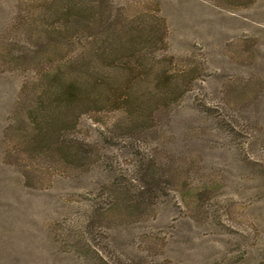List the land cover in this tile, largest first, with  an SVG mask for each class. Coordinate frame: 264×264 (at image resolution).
Wrapping results in <instances>:
<instances>
[{
  "label": "rangeland",
  "instance_id": "374dc122",
  "mask_svg": "<svg viewBox=\"0 0 264 264\" xmlns=\"http://www.w3.org/2000/svg\"><path fill=\"white\" fill-rule=\"evenodd\" d=\"M30 1L0 0V264H264V0H110L108 44L142 35L133 88L152 118L134 130L122 111L75 104L52 121L51 148L30 135ZM135 151L159 160L166 186L142 216L109 210L106 193Z\"/></svg>",
  "mask_w": 264,
  "mask_h": 264
},
{
  "label": "trees",
  "instance_id": "16d2710c",
  "mask_svg": "<svg viewBox=\"0 0 264 264\" xmlns=\"http://www.w3.org/2000/svg\"><path fill=\"white\" fill-rule=\"evenodd\" d=\"M57 1L59 0H31L29 13L20 20L21 25L30 28V42L40 50L30 59L39 66L37 75L41 74L39 79L33 81L34 86L31 85L29 94L28 114L30 122L34 124L33 127L30 124V135L32 138H42L49 148L59 143L61 129L49 134L52 121L75 104L122 111L126 115L124 125L136 130L142 124H136L137 122L145 123L152 118V112L148 111L146 115V108L143 111L140 105L144 100L133 88L141 80L140 71L146 69V63L133 58L138 50L133 48L132 41L142 35L132 34L131 39H122L127 44L115 47L108 44L112 18L108 10L110 0ZM48 5L51 6L48 8ZM98 21L100 29L96 27ZM148 41L151 42L150 38ZM77 45L80 47L75 51L73 48ZM59 49L65 57V64L59 68H51L50 64ZM98 50L104 53L103 70L95 60ZM75 59L78 62H73ZM70 63H81V66L77 65V70H74L75 65L72 64L70 69ZM46 75H51V81H44ZM152 81L156 87L162 88L159 97L171 98L173 93L163 90L169 86L171 79L156 77ZM73 119L76 120H66V127L63 129L70 128L75 122ZM69 145L61 144V150L66 154L69 152ZM82 152L80 149L75 150L81 159H90L96 153L88 150ZM131 154L130 167L120 173L112 170L115 174L106 182L109 210L123 206L127 214L142 216L155 209L161 197L166 194V186L158 172L159 160L137 151Z\"/></svg>",
  "mask_w": 264,
  "mask_h": 264
}]
</instances>
